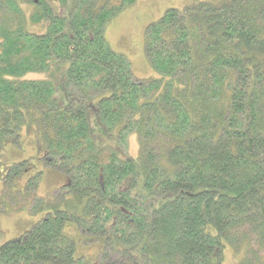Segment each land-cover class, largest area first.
Here are the masks:
<instances>
[{"label": "trees", "instance_id": "obj_1", "mask_svg": "<svg viewBox=\"0 0 264 264\" xmlns=\"http://www.w3.org/2000/svg\"><path fill=\"white\" fill-rule=\"evenodd\" d=\"M135 1L0 0V147L33 128L68 182L0 264H224L227 247L264 264V0L168 8L146 29L145 78L104 37Z\"/></svg>", "mask_w": 264, "mask_h": 264}, {"label": "rangeland", "instance_id": "obj_2", "mask_svg": "<svg viewBox=\"0 0 264 264\" xmlns=\"http://www.w3.org/2000/svg\"><path fill=\"white\" fill-rule=\"evenodd\" d=\"M47 1L55 9V2ZM110 1L118 3V0ZM191 1L217 0H136L123 7L107 23L104 32L106 42L127 58L135 77L145 78L156 73L147 64L144 54L147 26L157 21L168 8L182 10ZM23 10L27 14L33 12L29 4L24 5ZM33 30L40 31L37 28ZM23 78L43 80L46 75L29 73ZM13 139L5 140L0 147V245L17 238L43 218V212L36 213L37 201L52 196L56 189L68 183L63 173L43 164L42 151L36 145L33 128H22ZM123 151L133 158L138 156L139 145L135 134L129 135ZM64 233L74 240L77 256L97 262L99 247L82 244L75 224H67ZM224 255V264H238L243 259L242 253L228 247Z\"/></svg>", "mask_w": 264, "mask_h": 264}]
</instances>
